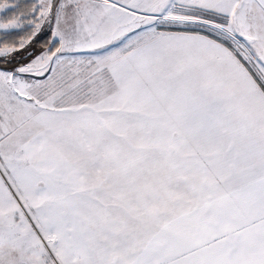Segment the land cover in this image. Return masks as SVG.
<instances>
[{
  "label": "snow or ice",
  "instance_id": "snow-or-ice-1",
  "mask_svg": "<svg viewBox=\"0 0 264 264\" xmlns=\"http://www.w3.org/2000/svg\"><path fill=\"white\" fill-rule=\"evenodd\" d=\"M0 264H264V0H0Z\"/></svg>",
  "mask_w": 264,
  "mask_h": 264
}]
</instances>
